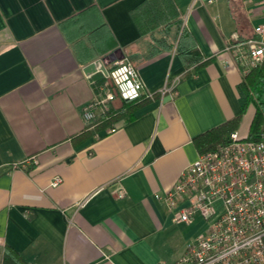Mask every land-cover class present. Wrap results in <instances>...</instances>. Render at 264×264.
Instances as JSON below:
<instances>
[{
  "label": "crops",
  "instance_id": "obj_1",
  "mask_svg": "<svg viewBox=\"0 0 264 264\" xmlns=\"http://www.w3.org/2000/svg\"><path fill=\"white\" fill-rule=\"evenodd\" d=\"M193 1L0 0V264H174L198 235L162 196L195 138L242 112L227 47L254 36L264 0ZM119 60L143 98L86 122Z\"/></svg>",
  "mask_w": 264,
  "mask_h": 264
},
{
  "label": "built area",
  "instance_id": "obj_2",
  "mask_svg": "<svg viewBox=\"0 0 264 264\" xmlns=\"http://www.w3.org/2000/svg\"><path fill=\"white\" fill-rule=\"evenodd\" d=\"M201 1L194 0L193 7ZM227 50L244 74L259 66L264 61V22L255 26L253 37H236ZM110 78L123 100L143 96L144 84L132 63L116 61ZM115 97V92L107 91L104 99L86 104L85 121L96 120L99 107L109 111L106 103ZM31 160L37 163L36 158ZM61 182L56 177L51 184ZM124 195L120 190L119 197ZM162 197L174 222H192L198 212L210 221L208 230L189 240L174 264H264V132L249 139L237 131L229 142L200 153Z\"/></svg>",
  "mask_w": 264,
  "mask_h": 264
},
{
  "label": "trees",
  "instance_id": "obj_3",
  "mask_svg": "<svg viewBox=\"0 0 264 264\" xmlns=\"http://www.w3.org/2000/svg\"><path fill=\"white\" fill-rule=\"evenodd\" d=\"M247 39H249V37L242 36L241 34L237 36V40ZM182 53L185 54V52ZM239 89L243 102L242 112L226 122L197 136L195 141L200 153L216 149L219 145L229 142L232 134L239 130L242 119L251 106L254 107V116L247 137L249 139H256L259 137L260 133L264 132V61L259 66L252 68L244 74ZM115 96L120 97L117 91L115 92ZM142 98L143 96L138 100L124 101L126 103L136 102ZM108 122L109 118H107L105 123ZM9 259L11 260V258Z\"/></svg>",
  "mask_w": 264,
  "mask_h": 264
},
{
  "label": "rangeland",
  "instance_id": "obj_4",
  "mask_svg": "<svg viewBox=\"0 0 264 264\" xmlns=\"http://www.w3.org/2000/svg\"><path fill=\"white\" fill-rule=\"evenodd\" d=\"M251 108L254 109L253 106H251ZM252 110V109H250ZM248 114V113H247ZM250 116V115H249ZM249 122L250 120L247 119V123L246 121H243L242 125H241V128L239 129V134L241 136H245L246 132L248 131L249 129ZM209 225H210V221H207L205 219V216L203 215L202 212H198L195 216H194V220L191 222V223H187V225L184 227V230L186 232H190L191 230H193L194 228H198L199 229V232L198 234H201V233H204L208 230L209 228ZM197 226V227H196Z\"/></svg>",
  "mask_w": 264,
  "mask_h": 264
},
{
  "label": "water",
  "instance_id": "obj_5",
  "mask_svg": "<svg viewBox=\"0 0 264 264\" xmlns=\"http://www.w3.org/2000/svg\"><path fill=\"white\" fill-rule=\"evenodd\" d=\"M116 58L115 56H110V59L109 58H103L101 61L105 64V65H108L110 64L111 62L115 61ZM98 63V62H97ZM96 63V64H97Z\"/></svg>",
  "mask_w": 264,
  "mask_h": 264
}]
</instances>
